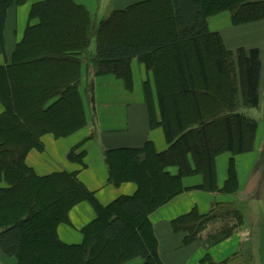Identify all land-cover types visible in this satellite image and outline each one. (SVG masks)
Here are the masks:
<instances>
[{
    "label": "trees",
    "instance_id": "16d2710c",
    "mask_svg": "<svg viewBox=\"0 0 264 264\" xmlns=\"http://www.w3.org/2000/svg\"><path fill=\"white\" fill-rule=\"evenodd\" d=\"M24 1L0 0V54L8 9ZM150 8L161 13L164 25L156 33L133 40L103 36L107 28L124 29L126 23L143 19ZM223 10L230 12L233 25L264 19L263 0H145L97 22L74 0H37L31 5L22 38L0 65V205L14 211L0 218L5 223L0 225L2 255L16 264H124L136 258L139 264H163L149 215L189 189L182 184L184 177L202 175L203 183L195 189L237 192L233 158L222 189L216 186L214 160L223 152L254 149L257 122L238 109L260 104L261 61L257 47L228 50L220 34L209 30L208 18ZM39 41L44 51L35 55ZM158 51L169 53V63L162 64ZM133 57L154 78L156 103L149 81L143 83L149 127L162 128L167 148L158 151L146 141L140 148H109L103 155L108 182L119 186L132 181L136 191L102 205L76 172L36 174L25 158L32 148H43L41 136L67 137L87 126L84 98L93 109L95 76L112 74L130 90ZM212 70L217 77L214 96ZM82 144L68 150L69 161L83 164ZM168 166H176L178 173L170 174ZM80 201L92 206L95 217L81 229L82 242L64 243L57 227L68 222L69 210ZM236 216L241 218L239 208L229 204L207 214L192 209L174 219L172 227L187 232V244L208 222ZM235 225L213 240L227 238ZM34 233L37 237L31 238ZM45 245L49 251L44 252ZM251 258L244 247L222 261L205 256L202 263L249 264Z\"/></svg>",
    "mask_w": 264,
    "mask_h": 264
},
{
    "label": "crops",
    "instance_id": "0c3cea01",
    "mask_svg": "<svg viewBox=\"0 0 264 264\" xmlns=\"http://www.w3.org/2000/svg\"><path fill=\"white\" fill-rule=\"evenodd\" d=\"M36 1L25 0L22 4L8 9L4 29V52L0 54V65L6 62V56L11 54L16 42L22 38L28 22V9ZM74 1L85 6L92 17H97L100 21L112 11L121 10L145 0ZM208 28L210 31L220 34L228 50L235 51L239 47L245 49L257 47L259 49L261 68L258 89L261 103L264 96V19L243 25H233L230 12L223 10L208 18ZM90 48L94 53L95 40ZM130 65L132 71V88L130 90L125 88L120 78L112 74L93 78L96 138L85 143L86 166L81 167L66 157L71 146L87 136L91 132L90 129L93 128L84 98L87 124L89 123L87 126L67 137L57 138L52 133H45L41 136L43 148L41 150L32 148L28 152L25 158L26 164L36 174L47 175L57 171L77 172L78 179L94 193L102 205H107L119 196L132 195L136 191L137 186L132 181L122 182L119 186L108 182L104 150L117 147L140 148L146 141H151L156 150L161 151L167 148V143L162 128L152 129L149 127L143 83L149 81L156 103L155 81L152 73L147 71L144 64L139 62L136 57L131 59ZM82 85H85L84 73ZM244 108L249 107H240L238 112L243 113L242 109ZM3 109L0 102V113ZM256 122L258 128L252 151L235 155L223 152L217 155L214 160L216 186L218 189H222L228 176L229 161L233 158L238 181L236 193L195 189L193 187L203 183V177L200 174H194L182 179L183 186L189 188L188 190L176 195L150 213L149 219L158 240V252L163 264H206L202 263L205 256H209L215 261H222L240 249L249 247L252 245L251 243H254L255 247L254 254H251V260L257 263V259L262 256L261 261L264 264V198L260 193L261 190L264 191V177H260V151L264 140L261 137L260 125L258 121ZM166 170L172 175L178 173L176 166H168ZM243 202L251 203L247 204L244 210L239 208L241 218L238 219L237 216L216 218L208 222L194 241L187 244L184 243L187 232L174 231L172 227L174 219L189 213L192 209H196L200 214H207L216 206L243 204ZM68 217V224L58 225V237L64 243L78 244L83 240L81 229L95 217L94 210L87 201H80L69 210ZM234 224L236 225L227 238L219 242L213 240L215 234ZM138 262L135 261L131 264L141 263Z\"/></svg>",
    "mask_w": 264,
    "mask_h": 264
},
{
    "label": "rangeland",
    "instance_id": "374dc122",
    "mask_svg": "<svg viewBox=\"0 0 264 264\" xmlns=\"http://www.w3.org/2000/svg\"><path fill=\"white\" fill-rule=\"evenodd\" d=\"M145 14L146 15L144 16V18L143 19H140L139 21L135 20V21L130 22V24L129 23H126L124 29L121 28L122 30L119 29L118 27H112V28L105 29L103 31V36L104 37L105 36L106 37H110V38H112L114 40H125L126 38H128L129 40H133L138 35L139 36L140 35H143V36H145V35H152V34L156 33L157 30H160L161 27L164 26L161 23L160 18H159L160 17V14H161L160 12H157V11H155V10H153V9L150 8V9H148L146 11ZM94 19L96 20V22L98 21V18L97 17H94ZM94 40H95V37H92L91 44H90L91 46H93ZM42 42L43 41H39L36 44V47H34V49L36 51L35 52L36 53L35 55H37V53H38V55L39 54H41V55L43 54L42 50L44 51V49H43V43ZM156 55H158V56L161 57L162 64L163 63L167 64V62L169 63V61L171 59V57H170V55H169V53L167 51H158L156 53ZM159 64H161V63H159ZM216 82H217V77H216L215 73L212 70V74H211V87H210V93H211L210 95L211 96H214L216 94V88H215ZM226 83H229V81H227V79H226ZM159 85H160V87L162 89H164V87H163L164 86V82H163V79L161 78V75H159ZM94 99H95V97H94ZM85 102H86V105H87L88 110L90 112V114H89L90 115V122L93 124V125L91 124L93 128L90 129L91 132L87 136H85L83 139H81L78 143L83 142L82 147L80 148V150H84L85 151V156H86L85 143L88 140H93V139L96 138L95 127H94L95 126L94 125L95 124V120H96V109H95V102L93 104V109L91 107L92 104L91 105L88 104V102L86 101V98H85ZM242 110H244L243 113L246 116H248L250 118H253L254 120L258 121V124L260 125L261 137L264 140V96H263V100L261 101L259 107H249V108H244ZM90 134L93 135V136L91 138H88V136ZM78 143L74 144L73 146L77 145ZM263 143H264V141H263ZM73 146H71V148ZM260 154H261L260 155V174H261L260 177H264V144L262 145V149L260 151ZM85 156H84V158H85ZM84 158H83V164H79V163H76L74 161H72V162L80 165L81 167H84V166H86V164H85L86 161H85ZM77 175H78V173H77ZM260 193L263 195L262 197L264 198V191L261 190ZM251 202H249V203L243 202V204L237 203V204H234V205L237 206L238 208H242L244 210V208L246 209L247 204H250ZM13 212L14 211H13V208L12 207L10 208L8 205L7 206L6 205H3L2 206V204L0 205V218L3 217V215H6V214H13ZM20 215H22V214H19V215L17 214L16 217L17 216H20ZM64 223L65 224H68L69 223V217H68V222H64ZM0 225H5L4 221H0ZM27 225L28 224H26V226ZM29 236H31V238H35V237H37V233H34L32 235H29ZM251 244L252 245L249 246L250 255L251 254H254V250H255V247L253 246L254 243H251ZM45 246L46 247H44V252L47 249L49 251V247H47V245H45ZM243 250H244V248H243ZM257 257L259 258L258 252H257ZM262 259H263L262 256H260V259H257V263H254V261L251 260L249 262V264H263V261H261ZM135 261L141 262V259L140 258H136V259L130 260V261L124 263V264H131V263H134ZM0 264H15V259L14 258L6 257V256H4V255H2L0 253Z\"/></svg>",
    "mask_w": 264,
    "mask_h": 264
}]
</instances>
